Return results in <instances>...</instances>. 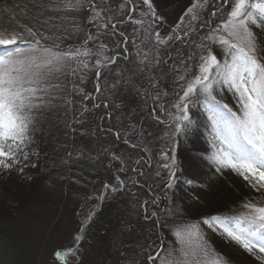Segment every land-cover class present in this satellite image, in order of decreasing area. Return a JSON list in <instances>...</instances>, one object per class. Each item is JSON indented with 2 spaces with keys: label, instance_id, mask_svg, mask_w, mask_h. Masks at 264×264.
Segmentation results:
<instances>
[{
  "label": "trees",
  "instance_id": "1",
  "mask_svg": "<svg viewBox=\"0 0 264 264\" xmlns=\"http://www.w3.org/2000/svg\"><path fill=\"white\" fill-rule=\"evenodd\" d=\"M139 2L140 0H97L102 17L96 20L94 16L95 23L77 15L80 27L78 30H64V37L61 36L62 30H33L36 36L30 35L28 40L12 46V48H21L26 55H34L37 63L41 64L51 58L45 54V49L54 54L69 55L40 69L39 71L44 74L43 77L38 84L31 85L38 89L32 100L36 107L27 112V115L29 118L32 117L30 120H34L35 123L32 132H26L28 139L23 141V151L18 152L17 157L23 165L34 166L27 169L32 174V179L28 183H21L11 175L1 182L6 194L17 198L16 205L19 209H16L12 216L4 210V217L0 219L13 221L15 215H20L29 204L33 203L37 191L47 193L49 187L54 185L57 171L54 169L56 171L54 172L51 168L60 165L61 159L65 157L71 159L72 156H78L81 160L78 159L76 162L72 157L74 162H71L69 173L80 174V169L86 171L85 167L89 166L86 176L93 178L95 184L91 185L94 188L93 192L89 193L88 190V193L78 201L74 215L78 227V243L59 250V253H65L63 258L71 259L70 251L74 250L77 254L78 245L89 242L90 238L95 237L99 240L98 228L101 226L97 223H100L102 212L105 213L106 208L114 204L118 194L111 189L117 188V185L121 189V185L126 187L130 183L143 197L144 205L150 204L156 222L151 226L152 223L145 221L143 217L136 219L137 230L140 229V225L146 228L144 235L140 234L143 238L135 245L131 243L123 247L126 253L121 252L116 264H150L149 257L159 252L160 247L162 257L151 264H164L167 257H170L168 261L171 264H196L205 256L211 255V251L204 252L201 248L203 241L199 242L195 235L196 230L213 235L203 221L216 217L230 226L239 222L238 224L244 229L249 230L248 221L242 218L253 213L246 207L245 202L252 200L254 206L257 203L255 207H264V201L259 195L263 193V189L255 193L251 186L234 175L230 168L217 166L214 171H210L214 156L221 145L218 143L217 147L215 146L214 155L198 147V138L210 119L208 112L196 108L188 123L176 135L175 141L176 151L180 152L176 169L178 184L179 182L192 184L197 198L193 204H186L185 207L180 193H176L179 188L176 184L172 188L174 193L168 192L167 198L165 197L166 199L161 202L160 198L164 196V192L163 188L156 184L158 175L155 172L158 164L150 158L149 153L150 151L153 154L157 153L155 152L157 148L161 151L166 150V133L167 137L170 134L166 125L156 123L152 119V110L164 109L166 104L169 105L178 96L180 89L173 81L174 77L180 74L181 70L182 77H185L183 82L188 80L201 53L197 42L199 40L203 42L205 39L200 36L211 34L213 25L214 28L219 27V22L228 11L229 4L224 3L223 0H206V2L205 0H154L155 15L163 20L160 24L163 30L161 34L167 37V30L175 25L181 38L175 41L172 32L174 39L166 44L156 45L152 43V38L150 39V35L154 34V30L150 29V19L141 11ZM193 2L200 4L201 7L194 8L195 20L192 22L191 19L188 24L185 22V17L188 9L193 7ZM152 19L154 18H151V21ZM112 24L116 27L113 28ZM86 30H91L88 32L89 36L88 33L85 34ZM203 30H206L205 33ZM200 32L203 34L195 38ZM34 38H39L43 45L36 44ZM82 38L83 42L88 41L84 50H93L97 46H102L103 51L111 59H116L113 66L100 69L98 79L94 73L73 70L74 62L70 53L76 50ZM12 48L0 47V53L11 51ZM202 50L204 51V48ZM116 66L118 67L115 69ZM82 73L85 74L86 81L79 79L82 78L80 76ZM127 88L132 94L137 95L136 99H139L140 104L136 105L137 112L132 118L135 122L134 127L124 131L119 121L121 111L116 95L123 94ZM155 93L158 94L156 95L158 98L154 100L156 104H153L151 100L155 97ZM215 94H218L217 87ZM211 103L223 120L233 119L229 115L230 111L221 104V101L215 100ZM77 115L83 117L87 124L85 132L74 125ZM69 118L73 123H68ZM220 134L224 135L225 129ZM236 139L241 144L246 143L242 137ZM79 162L83 163L82 168H79ZM207 168V176L198 173ZM228 185L232 190L236 189L237 193L227 191L225 187ZM145 214H147L145 217L152 215L149 209ZM81 218H83L82 223L79 220ZM121 225L125 226L124 230L129 228V224H124L120 220L113 229ZM107 252L105 254L110 256L111 254ZM129 254H131L130 258H128ZM78 261L73 259L70 264H83L85 260ZM52 263L67 264L54 255Z\"/></svg>",
  "mask_w": 264,
  "mask_h": 264
},
{
  "label": "rangeland",
  "instance_id": "2",
  "mask_svg": "<svg viewBox=\"0 0 264 264\" xmlns=\"http://www.w3.org/2000/svg\"><path fill=\"white\" fill-rule=\"evenodd\" d=\"M150 3L152 5L151 8L148 6V4H145L144 0H140L139 2V4H141V11L145 13V15H148L146 17L150 19L151 28H149L154 30V34H151L152 36L150 35V39L152 38V43H156V45L168 43L170 40L174 39L171 34L172 32H174L175 41L178 39L181 40L177 32L179 30L178 28H175L177 27L175 25H172L171 28L167 30V37H164L165 35L161 34V31L163 30L161 29L160 24H162L163 20L157 15H153L154 0H150ZM233 6L234 3L229 4L228 11L225 13L224 18L219 22V27L214 28L213 25V28L210 31L211 34L205 35L203 32L205 33L206 30H203V32H200L195 36V38H199V36L203 34L200 37L203 36L205 38L203 42H201V40L197 42V46H199L201 49V53L197 59L198 63H195L193 66V71L189 74L190 76L185 82H183V78L185 77H182L181 75L182 71L177 70L180 74L175 73V75H178L174 77L173 81L176 82L178 88L180 89V92L177 93L178 96L175 97L173 102H171L169 105L166 104L164 109L161 108V110H155V114L152 115V119L155 121L158 120L160 123L166 122L164 125H166V128L168 127V134H170L167 137L166 133V150L162 149L161 151L157 148V151H155L157 153L153 154L152 151L149 153L150 158H152L158 164L155 174L158 175L156 184L160 188H163L164 192V196L160 198L161 202L167 198V195H169L170 192V194L174 193L172 188L178 184V175L176 169L180 152L176 151L177 142L175 141V137L188 123L192 112L196 110V108H199L201 111L209 113L210 122H207L206 128H204L202 135L198 138V147L202 149V151L213 155L214 153L216 154L215 146L217 147V144L219 143L217 140V131L219 130L221 133V130L225 129L226 126H230V122L233 119L231 121H226L224 119L223 122V117H221V119L219 118L220 114L215 109H213L214 106L211 102H214L215 100L221 101V104L227 108L228 111H230L229 115L231 118L232 112L237 115H240L241 113V106L239 104L237 95L230 87L225 85L223 75H213L212 77L213 86L210 89V92L214 98L213 100L208 99L207 93L203 92L202 90H198L195 94L186 98L184 103L181 104V97H183V94L187 90L188 86L195 81L196 77L201 75L200 68L206 58L214 56L220 65V71L222 74L226 71L224 66L226 64L232 63L230 50L219 41L221 37L227 38L229 40L232 39L231 37H228L227 31L222 29L221 26L226 23V20L228 19V13L232 10ZM99 10L100 7L97 5V0H0V32L5 33L9 37L12 35H17L22 41L28 40L30 37L29 30L32 32H34L33 30H62L61 36L64 37V30H78L80 27L77 15L82 16L85 18V20L90 19V21L94 22V16L96 20L102 17V14ZM97 13H99V15H97ZM193 14L194 9L191 13L186 15V23L190 24L189 22L191 19L192 22L195 20V15ZM151 18L154 19L151 21ZM260 23V21H257L258 25ZM250 30L255 37L256 56L262 62H264V26L251 25ZM90 31L91 30H86L85 34L87 35V33ZM156 33H159V40H163L165 43L159 42ZM33 40L36 42L39 40V38H34ZM82 40L83 38L81 41ZM81 41L76 50L70 53V56L72 55L71 58H73L74 62V71H84L89 74L94 73V75H97L99 70L103 67H110L115 64L116 59H111L110 56H108L107 53L103 51L102 46H97V48L93 50H84L88 41H84L85 44L83 41ZM40 44L43 45L41 41ZM202 48H204V51ZM188 50L189 49L187 48L186 51L188 52ZM77 51H79L81 54L77 55ZM32 56L34 55L24 54V57ZM142 61L146 63V61ZM117 67L118 66H116L115 69ZM80 76L82 78L79 79L86 81L87 78L85 79L84 73H82ZM216 87L218 88V94H215ZM118 95H116V100L119 104V111H121L119 115V121L121 127H123L122 129L126 131L129 128L134 127L135 122L132 120V118H134L135 113L137 112L136 105L140 103H138L139 99H136L137 95L132 94L128 88L127 90L125 89L123 94ZM156 95L158 94L155 93V97H153L151 100V103L153 104H156L155 101L156 98H158ZM161 95L163 96V94ZM185 104L187 105L186 113L182 111ZM177 105H180V107L178 108ZM158 112L160 113V116L158 115ZM185 114H187L189 117L187 121L183 120V116ZM177 117L180 119H177ZM82 118L83 117H79L77 115V118L74 120V125L76 128H79L80 131L85 132L87 124ZM211 120H213V122ZM67 121L68 123H73L70 121V118ZM34 123L35 121L31 120L27 133L32 132V126ZM241 137L242 136H240V138ZM32 140H34V138H32ZM155 147L156 145L152 148L154 149ZM147 151H149V149ZM72 157L71 159H67L66 157L61 159L62 161L60 165L56 166L57 168H51L53 171L55 169L57 172H54L57 174L55 175L54 185L49 187L50 189L47 191V193H45V191L42 193L37 191L33 203L29 204L27 208L20 213V215H15L14 217L16 218L13 221L9 222L5 219H0V264H53V255L58 257L56 254L60 252L59 250L67 249L69 246L71 247V245H76L78 243V227L76 220L74 219V215L76 213L79 199L87 194L88 190L89 193L93 192L94 188L91 185L95 183L93 182V178L86 176L90 167L86 166V171H83L85 169L82 168V162H79V168H82L80 169V174L78 172L75 173L76 175L69 173L68 169L71 166V162L73 163L74 161L76 162L78 159H80V157L74 156V161H72ZM165 157H167V159H165ZM173 158L175 159L174 164L172 163ZM7 162L11 164V161ZM217 166L220 165L214 160V163L210 167V171H214L215 168H218ZM33 167V165H23L18 158L17 162L15 164H11V167L7 169L0 166L1 218L4 217V210L6 213L12 216L16 212V209H19L16 205L17 198L10 195L8 196L4 188H2L1 182H4L7 178L13 175L17 181L21 183H28L32 179V174L27 169ZM172 172L175 173L174 178L171 176ZM232 172L234 175L243 179L233 170ZM198 173H203L204 176H207L206 174H208V168L200 170ZM246 182L251 186L255 193L259 191L257 187L250 184L248 181ZM169 183H172L173 186L169 187ZM234 183L236 184V180ZM178 185L179 188L177 190L178 192L176 193H180L179 195L185 202V207L186 204H193L194 200L197 198L196 192L194 191V186L189 183L180 182ZM121 187L124 189L123 191ZM121 187V189H119L117 185V188L115 187L111 189L116 191L118 194H116V199L113 202L114 204L108 206L105 213L102 212L100 216V223H97L98 226H101L98 228L99 240L94 237V239L90 238L89 242H86L87 244L81 243L80 246L78 245L77 250H79L77 254H75L74 250H72L69 253L72 258L64 260L67 262V264H70V261L73 259L74 261L78 259L80 262L85 260L83 264H116V262L120 259L118 256H120L121 252L126 253L125 248L123 247H126V245L128 246L131 243L135 245L140 239L143 238V236L140 234L144 235V229L146 228L140 225V229L137 230L138 228L135 225L136 219L143 217L145 221L152 223L151 226L155 224L156 217L153 216L154 212H152L153 209L149 206L150 204L144 205L143 197L138 193L137 190H135L134 187L130 185V183H128L126 187H123L122 185ZM225 188H227V191L230 193L232 191L233 193H237V190H232L230 185ZM120 191L122 192L120 193ZM259 195L260 199L264 201V189L263 193ZM245 205L254 206L252 200L246 201ZM147 209H149V212L152 214L150 216L148 215L149 217H145L147 216V214H145ZM82 219L83 218L79 219L80 223L83 222ZM120 220L124 224H129V228L127 230H124L125 226L123 227L122 225L119 227L116 226L113 229V226L118 224V222L120 223ZM205 221H203V224L211 231L213 235H209L201 230H196V232L195 230L193 231L195 232V235H197L198 241H203L201 248H203L204 252H207L206 250H208V252L211 251V255L205 256L202 261L199 260L196 262V264H213V261H215L217 258L220 259L221 264H224V262H226V264H264V253H259L255 250H253L252 253L245 251L235 242L229 240L226 237L222 231L223 225H210L209 223H205ZM224 224H226V222H224ZM228 226H238L239 229L245 230L244 234L247 235V230L244 229L241 224ZM249 238L251 239V237ZM106 251H108L107 253H110L111 255H106ZM130 256L131 254H129L128 258H130ZM114 258L117 259L114 260ZM169 259L170 257H167V261Z\"/></svg>",
  "mask_w": 264,
  "mask_h": 264
},
{
  "label": "snow or ice",
  "instance_id": "3",
  "mask_svg": "<svg viewBox=\"0 0 264 264\" xmlns=\"http://www.w3.org/2000/svg\"><path fill=\"white\" fill-rule=\"evenodd\" d=\"M144 2L150 8L152 7L150 0H144ZM223 2L234 3L226 23L221 26L232 39L221 37L219 41L230 50L232 63L224 66L226 71L222 74L216 58L214 56L206 58L200 68L201 75L188 86L181 97V104L198 90L207 93L208 99L213 100L210 92L213 86L212 77L223 75L225 85L237 95L241 113L240 115L232 113L233 120L230 126H226L224 135L217 131V140L221 148L218 149L214 160L221 168H230L258 189H264V62L256 56L255 37L250 30L251 25L264 26V0H223ZM198 7L201 5L194 4L193 8L188 9V13ZM153 15H155L154 10ZM257 21L261 23L258 25ZM112 27L115 28L116 25L112 24ZM29 35L37 34L29 30ZM156 36L159 40V33H156ZM20 42L23 41L17 35L9 37L0 32V47L8 49ZM159 42L165 43L163 40ZM39 43L40 41L37 40L36 44ZM44 52L51 58L43 64L37 63L35 56L24 57V52L19 47L0 53V166L5 169L17 162V153L23 151L22 143L28 139L26 132L31 120L27 112L36 107L32 100L37 92V88L31 85L38 84L44 75L39 70L69 55L68 53L54 54L48 49ZM76 54L81 53L77 51ZM34 69L36 71H33ZM177 107L179 108L180 105ZM182 111L186 113V104ZM177 119L180 118L177 117ZM188 119L189 117L185 114L183 120ZM240 136L246 142L245 144L237 141L236 138ZM7 161H11V164ZM172 163H175L174 158ZM171 176L174 178L175 173L172 172ZM168 186L173 185L169 183ZM246 207L253 213L251 216L242 218L250 225L247 235L244 234L245 230L239 229L238 226L229 227L220 218L214 217L205 223L223 225L222 231L226 237L245 251L252 253L255 250L264 253V207L253 205H246ZM56 255L62 258L65 253ZM161 257L162 253L157 252L149 259L156 261ZM164 264H171V262L164 261ZM213 264H221L220 259L217 258Z\"/></svg>",
  "mask_w": 264,
  "mask_h": 264
}]
</instances>
